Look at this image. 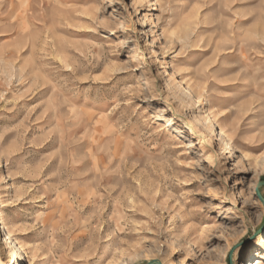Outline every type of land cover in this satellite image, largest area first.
<instances>
[{
  "label": "rangeland",
  "instance_id": "374dc122",
  "mask_svg": "<svg viewBox=\"0 0 264 264\" xmlns=\"http://www.w3.org/2000/svg\"><path fill=\"white\" fill-rule=\"evenodd\" d=\"M262 183L264 0H0V264H264Z\"/></svg>",
  "mask_w": 264,
  "mask_h": 264
},
{
  "label": "bare ground",
  "instance_id": "6f19581e",
  "mask_svg": "<svg viewBox=\"0 0 264 264\" xmlns=\"http://www.w3.org/2000/svg\"><path fill=\"white\" fill-rule=\"evenodd\" d=\"M220 135L222 136V137H226L227 136V133L223 130V129H221L220 130ZM252 260V259H251ZM249 260L248 261V263L247 264H262V262L260 261V260ZM14 261V260H13Z\"/></svg>",
  "mask_w": 264,
  "mask_h": 264
},
{
  "label": "water",
  "instance_id": "95a60500",
  "mask_svg": "<svg viewBox=\"0 0 264 264\" xmlns=\"http://www.w3.org/2000/svg\"><path fill=\"white\" fill-rule=\"evenodd\" d=\"M261 185H264V183H262ZM260 185V186H261ZM260 198H261V200L263 201V203H264V199L262 198V196L260 195ZM149 264H161L159 261H152V262H150Z\"/></svg>",
  "mask_w": 264,
  "mask_h": 264
}]
</instances>
